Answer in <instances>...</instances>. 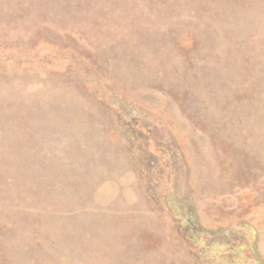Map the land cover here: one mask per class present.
Wrapping results in <instances>:
<instances>
[{"label":"rangeland","instance_id":"obj_1","mask_svg":"<svg viewBox=\"0 0 264 264\" xmlns=\"http://www.w3.org/2000/svg\"><path fill=\"white\" fill-rule=\"evenodd\" d=\"M0 264H264V0H0Z\"/></svg>","mask_w":264,"mask_h":264}]
</instances>
